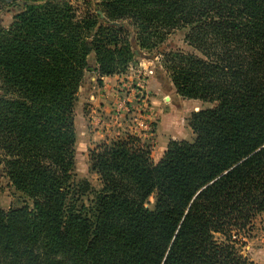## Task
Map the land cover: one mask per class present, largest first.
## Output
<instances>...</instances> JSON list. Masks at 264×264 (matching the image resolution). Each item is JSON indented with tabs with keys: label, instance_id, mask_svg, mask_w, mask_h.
Here are the masks:
<instances>
[{
	"label": "trees",
	"instance_id": "1",
	"mask_svg": "<svg viewBox=\"0 0 264 264\" xmlns=\"http://www.w3.org/2000/svg\"><path fill=\"white\" fill-rule=\"evenodd\" d=\"M21 1L0 29V172L32 206L0 208V264H255L243 250L264 214V0ZM183 29L192 51L158 54L178 96L213 105L191 114L194 141L162 156L134 136L102 145L87 199L75 107L90 57L113 76Z\"/></svg>",
	"mask_w": 264,
	"mask_h": 264
},
{
	"label": "rangeland",
	"instance_id": "2",
	"mask_svg": "<svg viewBox=\"0 0 264 264\" xmlns=\"http://www.w3.org/2000/svg\"><path fill=\"white\" fill-rule=\"evenodd\" d=\"M6 1L7 4L0 5V29L11 25L22 5L21 0ZM187 32V29L174 32L159 51L150 55L152 58L136 57L124 72L113 76L100 78L95 71V57H90L91 68L85 74L75 107V180L90 185L87 199L93 200L102 189L91 162L92 153L102 145L134 136L150 146L153 155L162 156L172 141H194L191 114L213 105L178 96L158 54L177 49L191 52L185 43ZM24 205L32 206V202L0 172V208L7 211ZM243 254L255 264H264V214L254 221Z\"/></svg>",
	"mask_w": 264,
	"mask_h": 264
},
{
	"label": "water",
	"instance_id": "3",
	"mask_svg": "<svg viewBox=\"0 0 264 264\" xmlns=\"http://www.w3.org/2000/svg\"><path fill=\"white\" fill-rule=\"evenodd\" d=\"M135 54L138 56V57H141V58H143V59H150V58H152V57H150V56H148L147 54H145V53H143L142 51H140V50H136L135 51Z\"/></svg>",
	"mask_w": 264,
	"mask_h": 264
},
{
	"label": "crops",
	"instance_id": "4",
	"mask_svg": "<svg viewBox=\"0 0 264 264\" xmlns=\"http://www.w3.org/2000/svg\"><path fill=\"white\" fill-rule=\"evenodd\" d=\"M159 156H161V155L159 154Z\"/></svg>",
	"mask_w": 264,
	"mask_h": 264
}]
</instances>
